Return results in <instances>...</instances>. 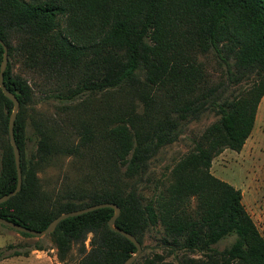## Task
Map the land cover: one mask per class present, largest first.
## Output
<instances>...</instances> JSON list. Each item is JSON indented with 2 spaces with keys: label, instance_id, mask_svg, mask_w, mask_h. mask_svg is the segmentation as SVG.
Segmentation results:
<instances>
[{
  "label": "trees",
  "instance_id": "obj_1",
  "mask_svg": "<svg viewBox=\"0 0 264 264\" xmlns=\"http://www.w3.org/2000/svg\"><path fill=\"white\" fill-rule=\"evenodd\" d=\"M0 40L2 83L18 101L21 177L0 217L42 230L60 213L111 202L115 226L141 247L131 264H264V237L240 190L210 172L222 150L241 149L264 94V0H0ZM2 53L0 44V62ZM21 72L52 84L59 113L34 114ZM11 108L0 91V196L16 185ZM204 114L215 119L145 197L150 159ZM60 157L78 176L42 187L38 173ZM112 213L60 220L46 234L57 259L72 248L73 264H121L133 254V243L108 228ZM150 233L156 242L145 252Z\"/></svg>",
  "mask_w": 264,
  "mask_h": 264
},
{
  "label": "rangeland",
  "instance_id": "obj_2",
  "mask_svg": "<svg viewBox=\"0 0 264 264\" xmlns=\"http://www.w3.org/2000/svg\"><path fill=\"white\" fill-rule=\"evenodd\" d=\"M61 25H63L62 21ZM212 69H216L214 65ZM14 71L20 70L15 67ZM21 74L33 90L34 114L53 116L52 114L59 113L60 104L54 97H50L52 84L35 73L21 72ZM244 84L246 81L241 82L239 86ZM233 88H236V85H229V89ZM214 119L212 114H204L199 119L187 123L176 141L162 147L150 159L143 181L142 190L145 197H149L153 186L160 179H164L172 163L190 148L191 139ZM251 138L255 139L253 143L250 144L248 140L239 151L224 149L214 156L211 160L210 172L240 190L244 208L264 237V107L259 108ZM73 162L69 157H60L56 163L39 172L38 177L42 187H59L66 182L69 183V180H74L78 176V170ZM156 238L157 236L152 233L144 238L145 252L151 251ZM229 241L230 238L222 240L217 244V248L221 249ZM35 242L40 243L43 249H31L30 246ZM5 246L10 247L4 249ZM0 249H3L2 254L7 256L0 259V264H73L76 260L75 250L72 248L69 257L65 261H59L47 235L22 236L19 232L1 224ZM14 251L18 254L12 255ZM23 252L26 254L24 255Z\"/></svg>",
  "mask_w": 264,
  "mask_h": 264
},
{
  "label": "water",
  "instance_id": "obj_3",
  "mask_svg": "<svg viewBox=\"0 0 264 264\" xmlns=\"http://www.w3.org/2000/svg\"><path fill=\"white\" fill-rule=\"evenodd\" d=\"M0 44L3 48L2 59L0 62V91L12 103V108H11V111L9 113L8 120H7V137H8L9 145L12 150V155H13V160H14V165H15V170H16L15 188L9 193L0 196V203H2L6 201L8 198H10L11 196H13L19 190L21 177H20V169H19V151H18V148L15 144L14 137H13V122H14L16 112L18 110V101L16 97L3 86V83H2V73L6 65V47L1 40H0ZM103 207H109V208H112L113 210L112 215L107 220L108 228L111 231L116 232L120 234L121 236H123L124 238L128 239L135 246V252L131 254L129 257H127L125 260H123V262H121V264H131L134 261V259L138 256V254L140 253L141 247H140L139 242L135 239L133 235L115 226L114 221L119 214V208L117 205L111 202L97 203V204L89 205V206H86V207H83L77 210L60 213L56 217H54L47 224V226L42 230H32L18 223L4 219L2 217H0V224L6 227H9L17 232H22V233L29 234L31 236L39 237V236H43V235H46L52 232L55 226L58 224V222L66 217L79 215V214L89 212V211H92L98 208H103Z\"/></svg>",
  "mask_w": 264,
  "mask_h": 264
},
{
  "label": "crops",
  "instance_id": "obj_4",
  "mask_svg": "<svg viewBox=\"0 0 264 264\" xmlns=\"http://www.w3.org/2000/svg\"><path fill=\"white\" fill-rule=\"evenodd\" d=\"M260 107H264V94L261 96V98H260V100H259V102H258V105H257V108H256V112H255V117H254L253 127H252V129H251V132H250L249 136L245 139V141H244V143H243V146L246 144V142H248V140H250V144H251V142L253 143V141L255 140L254 138H253V140H252L251 136H252V130H253V128H254V126H255V123H256L257 113H258ZM243 146H242V147H243ZM242 147H241V148H242Z\"/></svg>",
  "mask_w": 264,
  "mask_h": 264
},
{
  "label": "built area",
  "instance_id": "obj_5",
  "mask_svg": "<svg viewBox=\"0 0 264 264\" xmlns=\"http://www.w3.org/2000/svg\"><path fill=\"white\" fill-rule=\"evenodd\" d=\"M87 241H85V243H86Z\"/></svg>",
  "mask_w": 264,
  "mask_h": 264
}]
</instances>
